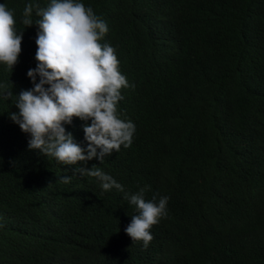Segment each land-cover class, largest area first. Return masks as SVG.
<instances>
[{
  "label": "trees",
  "instance_id": "1",
  "mask_svg": "<svg viewBox=\"0 0 264 264\" xmlns=\"http://www.w3.org/2000/svg\"><path fill=\"white\" fill-rule=\"evenodd\" d=\"M0 264H264V0H0Z\"/></svg>",
  "mask_w": 264,
  "mask_h": 264
},
{
  "label": "clouds",
  "instance_id": "2",
  "mask_svg": "<svg viewBox=\"0 0 264 264\" xmlns=\"http://www.w3.org/2000/svg\"><path fill=\"white\" fill-rule=\"evenodd\" d=\"M32 89V88H31ZM38 90V89H37ZM36 90V91H37ZM45 97V96H44ZM30 98V97H29ZM39 98V97H38ZM36 99V98H35ZM38 101V100H37ZM31 102V101H30ZM30 107V105H29ZM37 107V106H36ZM11 111H14V103L13 100L11 102ZM22 109V108H21ZM27 109V108H26ZM26 114V113H25ZM36 116L28 117L25 120H21L18 122L21 126V130L23 132V140L25 145L31 144L37 137L42 136L43 131L47 130L49 124L47 122L46 115L43 111L35 112ZM24 117V116H23ZM16 118V117H15ZM63 146L57 148L52 157L50 162L58 169H61V164L58 161L64 154ZM62 170V169H61Z\"/></svg>",
  "mask_w": 264,
  "mask_h": 264
}]
</instances>
